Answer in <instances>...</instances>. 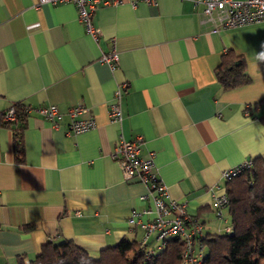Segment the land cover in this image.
Listing matches in <instances>:
<instances>
[{
	"label": "crops",
	"instance_id": "obj_1",
	"mask_svg": "<svg viewBox=\"0 0 264 264\" xmlns=\"http://www.w3.org/2000/svg\"><path fill=\"white\" fill-rule=\"evenodd\" d=\"M202 19L192 0H125L92 13L93 35L71 3L0 0V113L15 103L33 109L16 124L0 121V264H27L65 240L92 257L122 239L159 250L155 234L128 223L151 205L140 200L146 185L124 181L111 157L119 138H143L140 154L153 155L169 197L203 235L227 232L229 212L224 221L212 209L222 172L264 161V64L253 67L264 23L212 32ZM228 50L244 60L248 84L219 83ZM111 54L113 62L101 60ZM121 85L115 123L108 109ZM49 105L59 110L56 126L36 111ZM79 105L96 125L74 135L68 110Z\"/></svg>",
	"mask_w": 264,
	"mask_h": 264
},
{
	"label": "built area",
	"instance_id": "obj_2",
	"mask_svg": "<svg viewBox=\"0 0 264 264\" xmlns=\"http://www.w3.org/2000/svg\"><path fill=\"white\" fill-rule=\"evenodd\" d=\"M125 0H38V5L59 3H71L78 9L79 19L84 24L86 31L95 35L97 31L91 23V16L94 11L101 7L116 5ZM130 3L155 4L156 0H129ZM195 7L201 8L203 23H213V31L242 28L245 26L264 23V0H192ZM101 60L111 63L116 60V54L103 55ZM124 85L117 86L114 91L112 102L109 104V117L112 122L119 123L122 120L121 96ZM33 109L24 106L23 112L26 116ZM36 111L52 125H57L60 117L59 110L55 105H49L36 109ZM86 112L82 106H73L68 110L69 123L67 132L77 135L85 133L95 128L94 119H84L81 116ZM19 120V111L14 106H10L0 115V121L4 124H16ZM144 140L141 136L133 140L119 138L117 145L112 152V159L120 167L122 178L126 182L138 181L147 187V192L140 197L141 201H148L151 207L139 211H131L128 223L130 225H140L146 235L155 234L161 243L159 249L165 244V240L170 237H179L183 243L181 252L182 264L202 263L204 247L199 242L204 237L201 232V225L195 217L186 213L184 203H179L169 197L168 190L163 184L154 166L152 154L142 156L141 146ZM252 161L245 162L229 168L222 172L221 178L225 183L232 181L241 173L251 169ZM229 206V198L225 190L221 193H213L212 209L219 219L223 218V213ZM149 217L145 222L142 217ZM224 221H226L224 219ZM231 228L227 229L229 232ZM146 238L143 239L145 242ZM153 254L148 251V255Z\"/></svg>",
	"mask_w": 264,
	"mask_h": 264
},
{
	"label": "trees",
	"instance_id": "obj_3",
	"mask_svg": "<svg viewBox=\"0 0 264 264\" xmlns=\"http://www.w3.org/2000/svg\"><path fill=\"white\" fill-rule=\"evenodd\" d=\"M216 75L224 89L250 82L244 60L234 56L231 50L223 55ZM11 106L19 111L18 121H23L26 105ZM19 129L15 130L16 143ZM250 160L251 169L226 183L231 230L199 239L205 247L200 264H264V161L260 157ZM182 250L179 237L165 240L164 246L151 255L140 242L122 239L102 249L98 257H92L72 241L65 240L59 244H44L35 259L27 264H182Z\"/></svg>",
	"mask_w": 264,
	"mask_h": 264
},
{
	"label": "clouds",
	"instance_id": "obj_4",
	"mask_svg": "<svg viewBox=\"0 0 264 264\" xmlns=\"http://www.w3.org/2000/svg\"><path fill=\"white\" fill-rule=\"evenodd\" d=\"M254 64L253 67L256 71L260 70V65L264 64V45H262V50L256 52L254 55Z\"/></svg>",
	"mask_w": 264,
	"mask_h": 264
},
{
	"label": "rangeland",
	"instance_id": "obj_5",
	"mask_svg": "<svg viewBox=\"0 0 264 264\" xmlns=\"http://www.w3.org/2000/svg\"><path fill=\"white\" fill-rule=\"evenodd\" d=\"M228 208H229V206H228ZM228 208L225 210L226 212L228 211ZM153 237V236H152ZM204 247V246H203ZM157 250V249H156Z\"/></svg>",
	"mask_w": 264,
	"mask_h": 264
}]
</instances>
